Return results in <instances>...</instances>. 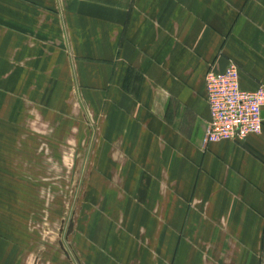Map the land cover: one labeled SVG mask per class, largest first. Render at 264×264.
Listing matches in <instances>:
<instances>
[{
  "label": "crops",
  "instance_id": "1",
  "mask_svg": "<svg viewBox=\"0 0 264 264\" xmlns=\"http://www.w3.org/2000/svg\"><path fill=\"white\" fill-rule=\"evenodd\" d=\"M53 26L59 41L49 31L51 43L39 41ZM230 61L242 89L264 83V0H0V109L20 90L29 102L36 79L51 90L52 78L56 106L87 126L75 164L81 199L91 196L90 224L72 212L59 231L69 243L53 252L49 222L38 245L24 207L34 196L21 198L0 157V264H128L127 232L141 264H261L264 107L259 133L203 144L204 75Z\"/></svg>",
  "mask_w": 264,
  "mask_h": 264
},
{
  "label": "rangeland",
  "instance_id": "2",
  "mask_svg": "<svg viewBox=\"0 0 264 264\" xmlns=\"http://www.w3.org/2000/svg\"><path fill=\"white\" fill-rule=\"evenodd\" d=\"M104 1L108 2L109 0ZM48 31L56 34L55 42H58L57 28L54 26L48 30H43L41 33L36 31V37L42 43H51ZM52 63L56 64V61L53 60ZM34 78H29L30 83H33L32 79ZM45 79L48 78L45 77ZM54 86L51 78V90L48 89L45 92V85L36 79L31 87L32 90L29 92V102L26 101L27 95L21 96V90L16 94V100L9 101L12 98L10 97L4 102L5 104L9 101V107L0 109V157L5 161L4 164H13V167H9V171L12 175L15 173L13 177L16 178V184L19 185L17 189L20 191L21 198L29 199L26 190H29L30 196H34V202L29 204L25 202L24 207L26 210L29 208L30 211L32 209L35 211L36 242L38 245L41 244L42 224L46 221L47 227L49 222L48 226L53 231L51 240H48L51 241V249L56 252L59 245L69 243V240L64 238V230L59 231L65 228L66 223H69L68 218L72 212L77 211V221L80 228L90 224V219L88 220L87 216L91 209L89 203L91 196L86 197L85 200L81 199L86 184L84 182V187L81 186V182L77 184V164H75L77 161L75 154H83V151L80 150L84 149L82 142L83 140L86 142V137H88L87 126L81 123L79 118L73 117L69 113L67 114L68 118L65 117L66 113H63L62 109L56 106L58 105V97L55 96L58 93L53 91ZM32 97L35 98V106L31 105ZM85 98L90 103L93 100L89 92H85ZM48 104H52V107H49ZM91 109L95 118L99 117L103 111V109L94 106ZM65 119L69 121L68 125L64 123ZM95 121L97 120L95 119ZM75 125L80 128V134H76L75 131L70 133L68 127ZM90 142L91 140H89V146ZM27 164L30 167L35 165L34 184L32 182L27 184V181L24 180L26 175L23 173L27 172ZM29 172L31 175V168ZM125 189L122 184L115 193L123 191L121 195L125 196ZM80 206L82 209L79 211ZM97 215L101 214L97 212L95 216L97 217ZM97 221H101V216L100 220ZM93 226L95 227V223ZM48 236L47 234L45 238ZM126 239L127 248L131 243L133 246L132 253L135 255L131 259H127V261L129 260L128 264H141L138 262L140 261L137 251L139 248L138 234L129 236L127 232ZM75 242H77L76 237L73 243ZM142 247L147 253L149 262L154 263L153 255L156 252V246L150 242L147 246L144 247L143 245ZM127 253L129 252L127 251Z\"/></svg>",
  "mask_w": 264,
  "mask_h": 264
},
{
  "label": "built area",
  "instance_id": "3",
  "mask_svg": "<svg viewBox=\"0 0 264 264\" xmlns=\"http://www.w3.org/2000/svg\"><path fill=\"white\" fill-rule=\"evenodd\" d=\"M204 85L209 110L204 145L220 140L241 141L247 135L261 131L264 83L252 91L242 89L239 69L230 61L224 70L209 68L204 75Z\"/></svg>",
  "mask_w": 264,
  "mask_h": 264
},
{
  "label": "water",
  "instance_id": "4",
  "mask_svg": "<svg viewBox=\"0 0 264 264\" xmlns=\"http://www.w3.org/2000/svg\"><path fill=\"white\" fill-rule=\"evenodd\" d=\"M72 225H73V222L72 221H70L69 222V226H68V231L66 232V234L67 233H69V231L71 230V228H72Z\"/></svg>",
  "mask_w": 264,
  "mask_h": 264
}]
</instances>
